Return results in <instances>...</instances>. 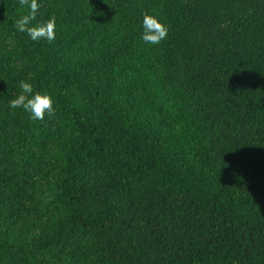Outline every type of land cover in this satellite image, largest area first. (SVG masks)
<instances>
[{"label": "trees", "instance_id": "obj_1", "mask_svg": "<svg viewBox=\"0 0 264 264\" xmlns=\"http://www.w3.org/2000/svg\"><path fill=\"white\" fill-rule=\"evenodd\" d=\"M64 1L102 66L57 24L52 42L17 31L30 9L0 0V264H264V0ZM134 62L198 122L189 156L117 85ZM22 80L54 115L9 107Z\"/></svg>", "mask_w": 264, "mask_h": 264}, {"label": "rangeland", "instance_id": "obj_2", "mask_svg": "<svg viewBox=\"0 0 264 264\" xmlns=\"http://www.w3.org/2000/svg\"><path fill=\"white\" fill-rule=\"evenodd\" d=\"M73 3L79 0H72ZM68 2V1H67ZM56 24L68 35V42L78 54H86L88 62L102 66L99 60V41L93 35L77 33V19L73 8L66 1L60 0L53 8ZM105 71V68H101ZM122 91L133 92L139 111L145 115L146 111L156 116V125L171 139L182 147L186 156L190 154V146L197 134L198 122L182 106L178 96L165 94L159 82L151 75L145 62H134L131 66L120 69L113 75ZM40 140L42 132L38 133Z\"/></svg>", "mask_w": 264, "mask_h": 264}, {"label": "clouds", "instance_id": "obj_3", "mask_svg": "<svg viewBox=\"0 0 264 264\" xmlns=\"http://www.w3.org/2000/svg\"><path fill=\"white\" fill-rule=\"evenodd\" d=\"M21 6L30 9L28 14L21 16L15 21V28L21 33H27L33 40L46 39L52 42L56 38V17H50L45 23L32 26V21L36 20L37 12L40 8L37 0H18ZM143 33L141 39L145 44H159L165 40L169 28L163 21L154 14L145 12L143 14ZM20 94L9 102L12 109L22 108L29 113L32 120H42L45 114L52 116L55 114L53 98L48 93L35 92L33 85L26 81H20Z\"/></svg>", "mask_w": 264, "mask_h": 264}]
</instances>
